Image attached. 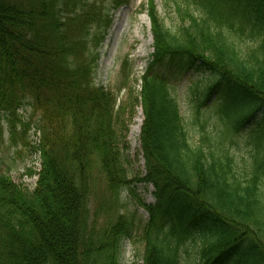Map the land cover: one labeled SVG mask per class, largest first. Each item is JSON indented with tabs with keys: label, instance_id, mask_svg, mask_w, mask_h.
Here are the masks:
<instances>
[{
	"label": "trees",
	"instance_id": "16d2710c",
	"mask_svg": "<svg viewBox=\"0 0 264 264\" xmlns=\"http://www.w3.org/2000/svg\"><path fill=\"white\" fill-rule=\"evenodd\" d=\"M112 1L116 8L128 0ZM141 7L153 52L135 97L146 170L137 181L155 197L139 203L149 214L134 239L144 246L141 264H183L188 247L192 264H264V0H181L176 31L155 0ZM110 23L97 1L0 0V135L2 116L15 118L25 105L40 134L32 190L0 172V264H120L121 243L134 230L118 200L134 192L122 153L132 106H117L94 81ZM165 60L206 75L202 90V79L190 85V119L155 70ZM211 97L209 129L203 112ZM97 179L113 212L95 234L88 202Z\"/></svg>",
	"mask_w": 264,
	"mask_h": 264
},
{
	"label": "rangeland",
	"instance_id": "374dc122",
	"mask_svg": "<svg viewBox=\"0 0 264 264\" xmlns=\"http://www.w3.org/2000/svg\"><path fill=\"white\" fill-rule=\"evenodd\" d=\"M90 1L101 3L102 7L108 10L111 18L110 26L98 48L99 57L95 69V84L113 92L117 98V106L120 107L127 103L132 106L123 117L127 131L124 138L125 149L122 153L128 178L132 181L131 189L134 192L122 191L118 200L122 205L119 213L134 220V230L131 237L124 239L121 243L119 262L120 264H141L144 246L140 241L134 239L142 233L143 226L149 221V214L146 208L140 206L139 203L151 205L155 202L153 186L137 181L146 173L145 161L140 153V131L138 135L131 134L139 112H141L143 120L140 101H135V97L140 92L139 76L144 72L153 52L150 21L146 11H142L141 7L143 3H146V0H128L116 8L111 5L112 0ZM180 2L181 0H155L159 16L165 25L174 31L181 24L176 15V4ZM155 70L171 82L180 105L181 115L190 119L192 101L189 93L190 85L202 79V84H199V88L202 90L207 81L205 73L196 70L194 66L188 70H180L176 66V60L171 62L165 60ZM129 72L131 75L127 78ZM129 78L131 80L123 87ZM213 98L211 97V100ZM211 100L206 103L203 112L210 118L209 129L213 125L210 108L214 101ZM2 118L0 172L8 174L15 183L22 184L32 190L37 177L29 176L28 170H39L40 167L38 154L33 151V146L40 142V134L35 128L37 118L34 110L29 105H25L17 110L15 118L9 115L2 116ZM251 125L252 123L248 124L243 132L247 131ZM189 131L191 142L194 145L198 144L200 135L197 127L190 124ZM239 147L241 151H245L243 143ZM97 185L98 187L95 188L88 202L89 210L94 212L91 219L89 218V224L95 234L106 224L113 212V208L109 204L112 195L110 196L104 190L105 183L97 179ZM105 200H108V204ZM187 249L188 256L183 260V264H192L195 258V249L190 247Z\"/></svg>",
	"mask_w": 264,
	"mask_h": 264
},
{
	"label": "bare ground",
	"instance_id": "6f19581e",
	"mask_svg": "<svg viewBox=\"0 0 264 264\" xmlns=\"http://www.w3.org/2000/svg\"><path fill=\"white\" fill-rule=\"evenodd\" d=\"M141 123H142V114H141V112H139L138 116L135 119V124L131 129L132 135H138L139 134Z\"/></svg>",
	"mask_w": 264,
	"mask_h": 264
}]
</instances>
